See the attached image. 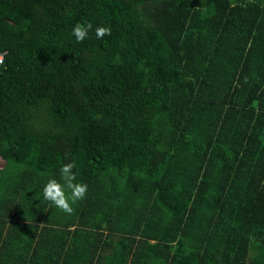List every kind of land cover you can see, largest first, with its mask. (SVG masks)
<instances>
[{
    "label": "trees",
    "instance_id": "trees-1",
    "mask_svg": "<svg viewBox=\"0 0 264 264\" xmlns=\"http://www.w3.org/2000/svg\"><path fill=\"white\" fill-rule=\"evenodd\" d=\"M0 52V264H264V0H0Z\"/></svg>",
    "mask_w": 264,
    "mask_h": 264
},
{
    "label": "clouds",
    "instance_id": "clouds-1",
    "mask_svg": "<svg viewBox=\"0 0 264 264\" xmlns=\"http://www.w3.org/2000/svg\"><path fill=\"white\" fill-rule=\"evenodd\" d=\"M91 27V23H77L72 28V35L77 42H80L86 38ZM109 33L110 29L107 26L101 25L95 28L97 38ZM74 167V162L61 164L59 179L49 178L42 188L43 199L68 214L73 212L72 205L85 197L88 188L86 183L77 181Z\"/></svg>",
    "mask_w": 264,
    "mask_h": 264
},
{
    "label": "built area",
    "instance_id": "built-area-1",
    "mask_svg": "<svg viewBox=\"0 0 264 264\" xmlns=\"http://www.w3.org/2000/svg\"><path fill=\"white\" fill-rule=\"evenodd\" d=\"M2 52H0V62L2 61Z\"/></svg>",
    "mask_w": 264,
    "mask_h": 264
},
{
    "label": "crops",
    "instance_id": "crops-1",
    "mask_svg": "<svg viewBox=\"0 0 264 264\" xmlns=\"http://www.w3.org/2000/svg\"><path fill=\"white\" fill-rule=\"evenodd\" d=\"M1 160V159H0ZM2 161V163H1V165H0V167L3 165V160H1Z\"/></svg>",
    "mask_w": 264,
    "mask_h": 264
},
{
    "label": "rangeland",
    "instance_id": "rangeland-1",
    "mask_svg": "<svg viewBox=\"0 0 264 264\" xmlns=\"http://www.w3.org/2000/svg\"><path fill=\"white\" fill-rule=\"evenodd\" d=\"M2 161L0 160V165H1Z\"/></svg>",
    "mask_w": 264,
    "mask_h": 264
}]
</instances>
